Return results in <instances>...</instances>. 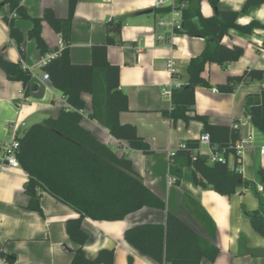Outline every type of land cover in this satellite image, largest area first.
I'll list each match as a JSON object with an SVG mask.
<instances>
[{"label": "crops", "instance_id": "obj_1", "mask_svg": "<svg viewBox=\"0 0 264 264\" xmlns=\"http://www.w3.org/2000/svg\"><path fill=\"white\" fill-rule=\"evenodd\" d=\"M157 0H78L75 7L69 57L74 64H89L91 48L106 39L109 21H121L116 40L119 44L107 48V60L119 67V88L127 96L128 110L119 114L121 124L135 127L137 134L149 146L150 152L131 149L126 142L113 138L108 130L91 117V97L83 95L86 109L81 125L100 142L108 145L117 155H125L132 162L134 171L142 183L160 198L168 212L189 225L207 242L219 250L214 262L203 260L201 264H264V234L251 224L250 215L259 210L264 197L257 192L260 186L257 170L264 169V134L250 122L245 112L248 95H258L264 86L261 80L249 81L238 86L232 93H220L216 86L226 82L229 76H239L245 70L264 71V30L256 29L245 35L231 29L222 38L221 44L239 46L244 50L239 60L224 67L207 65L204 77L210 87L195 89L196 114L204 116L213 125L239 128L240 140L251 137L245 145L237 171L249 187H240L231 196H222L194 184L191 169H182L179 185L173 184L169 173L170 153L188 140H196L202 134V124L190 121L187 125L179 120L172 123L162 112L171 108L170 97L163 96L162 88L173 83L166 69V61L172 59L177 70L176 82L185 84L188 79L186 67L190 59L201 54L204 39L187 35H174L158 28L156 21L167 7L155 8ZM31 18H40L45 9H52L58 18H65L68 0H20ZM246 0H219L221 10L240 11ZM145 11H151L145 14ZM203 17H211L214 10L207 0L200 3ZM9 15L8 8L0 11V53L10 62H22L32 73L38 90L25 91L20 82L10 81L0 68V143L9 139L11 126L17 136L32 124L46 118H55L66 107L63 95L41 81L38 67L41 55L35 41L27 38L33 23L17 18L15 25L23 33L24 58L9 38L8 26L3 19ZM257 21L264 25V4L249 9L240 15L237 23L247 25ZM41 37L52 53L60 48L61 39L45 22L41 24ZM164 36L165 40H158ZM53 50V51H52ZM205 155L209 152L204 150ZM233 164V158H229ZM28 180L20 167L14 169L0 165V256L14 255L12 264H70L71 250L76 245L69 239L65 223L78 214L69 206L48 193L39 192L41 214L28 209L30 198L24 187ZM165 211L144 207L120 221H93L84 219L82 229L88 240L83 246L87 259H95L102 249L113 250V264H157L143 256L123 238L125 230L144 223H164ZM214 233V238L211 237Z\"/></svg>", "mask_w": 264, "mask_h": 264}, {"label": "trees", "instance_id": "obj_2", "mask_svg": "<svg viewBox=\"0 0 264 264\" xmlns=\"http://www.w3.org/2000/svg\"><path fill=\"white\" fill-rule=\"evenodd\" d=\"M177 1L185 4L181 30L177 34L204 39L205 47L200 55L190 59L186 67L187 82L172 90L171 108L163 111L162 115L172 123L179 120L186 125L190 121L200 122L202 134L209 135L211 145L222 152L225 162H211L209 158L204 160L200 156L193 159V150L198 143L188 140L185 149L177 150L171 156L169 173L173 177V184L179 185L182 169L187 167L192 171L195 185L222 196H231L238 188L250 186L237 171L238 157L234 146L240 139L239 133L231 126L213 125L206 117L196 114L195 89L210 87L204 77L207 65L214 63L224 67L243 55L241 47L221 44L229 30L234 29L245 35H250L256 29L264 30V25L257 21L247 25L237 23L240 15L261 6L264 0H246L240 11L221 10L219 0H207L214 10V15L208 18L200 13L202 0ZM77 2L68 0L65 18H58L52 9H45L40 18H31L20 0H0V11L5 7L9 11V15L3 16L9 38L15 42L22 58L25 38L15 25L17 18L33 23L27 38L35 41L41 57L51 52L41 37L42 22L60 36L62 43L61 48L55 50H58L57 57L41 71L48 74L51 88L63 95L66 107L57 117L32 124L17 136L16 159L28 176L24 187L30 198L28 209L41 214L39 192L44 191L78 214L77 218L68 219L65 223L66 233L76 245L71 250L73 259L70 264H113L114 261V252L109 249L99 251L95 259L85 257L83 246L88 235L82 229L84 219L120 221L144 207L165 211L166 214L164 223H144L125 230L124 240L140 254L157 264L214 262L219 253L217 247L200 237L176 215L166 211L164 202L142 183L129 158L117 155L81 125L86 109L83 95H89L91 117L105 127L113 138L126 142L131 149L150 152L148 144L138 136L134 126L119 122V114L128 110V99L119 88V67L107 60V48L120 43L116 36L120 33L122 22L107 23L106 39L92 46L89 64H74L69 57V46ZM164 11H168V8ZM11 14L16 17H10ZM0 68L8 80L22 84L25 95L38 90L31 72L23 69L21 62H10L0 53ZM263 74L262 70L247 69L239 76H229L216 89L220 93H232L242 84L261 80ZM244 106L251 124L264 134V86L258 95H248ZM230 157L233 158L232 165ZM256 174L264 189V169L259 168ZM249 218L254 229L264 234V203L260 202L259 210ZM211 237L214 238V233H211ZM1 256L8 264L15 260L14 255Z\"/></svg>", "mask_w": 264, "mask_h": 264}, {"label": "built area", "instance_id": "obj_3", "mask_svg": "<svg viewBox=\"0 0 264 264\" xmlns=\"http://www.w3.org/2000/svg\"><path fill=\"white\" fill-rule=\"evenodd\" d=\"M164 7L168 8V11L166 13H162L159 18L156 21V26L158 28L167 29L170 32L169 35V41L171 42L174 35L177 34V31L181 30V24H182V9H184L185 4L184 3H178L177 0H157L155 3V8L157 9H163ZM10 17H16L15 14H11ZM158 40L164 41V36H158ZM62 46V43L60 45V48ZM59 48V49H60ZM58 49V50H59ZM58 50L54 51L52 53H47L46 55L42 56L38 62V67L42 68L46 66L51 60H53L58 55ZM22 68L30 71L22 62H21ZM166 69L171 75L173 79V83H171L168 86H164L162 88V94L166 97H171L172 90L179 88L178 82H176V76H177V70L175 67V62L172 59H168L166 61ZM32 74V73H31ZM48 74L42 73L41 81L48 83ZM64 99V97H63ZM65 100V99H64ZM244 123L241 121L234 122L232 124V129L238 131L239 128ZM11 134L9 139H7L4 143H0L1 149H0V165H6L8 167L18 169L20 168V165L16 159L15 152L18 148V142H17V134L15 127L11 126ZM251 137L245 140H240L238 143L234 146V151L236 153V156L238 157V160L240 159V155L242 153V150L244 149L245 145L251 142ZM198 146L193 150V159H196L197 156L205 155L204 150L208 151V158L211 162L213 161H219V162H225V157L222 155V152L218 149H216L214 146L210 143V138L207 133L201 134L199 138L197 139ZM186 143L183 142L178 145L177 150L185 149ZM176 151H173L170 153V156H173ZM260 154H264V146L260 149ZM257 192L261 194L264 197V189L263 187L257 186ZM0 261L3 262V264H8L7 260L0 256Z\"/></svg>", "mask_w": 264, "mask_h": 264}, {"label": "water", "instance_id": "obj_4", "mask_svg": "<svg viewBox=\"0 0 264 264\" xmlns=\"http://www.w3.org/2000/svg\"><path fill=\"white\" fill-rule=\"evenodd\" d=\"M149 13H151V11H145V14H149ZM200 158L204 160L208 159L207 155H201Z\"/></svg>", "mask_w": 264, "mask_h": 264}, {"label": "clouds", "instance_id": "obj_5", "mask_svg": "<svg viewBox=\"0 0 264 264\" xmlns=\"http://www.w3.org/2000/svg\"><path fill=\"white\" fill-rule=\"evenodd\" d=\"M0 264H3V262H2V261H0Z\"/></svg>", "mask_w": 264, "mask_h": 264}]
</instances>
